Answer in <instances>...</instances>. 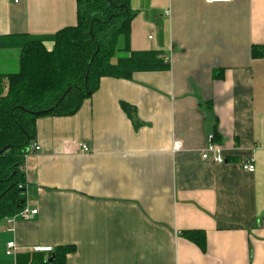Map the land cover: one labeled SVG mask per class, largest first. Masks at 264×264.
Instances as JSON below:
<instances>
[{"label": "crops", "instance_id": "0c3cea01", "mask_svg": "<svg viewBox=\"0 0 264 264\" xmlns=\"http://www.w3.org/2000/svg\"><path fill=\"white\" fill-rule=\"evenodd\" d=\"M131 7V49L162 52L170 70L103 78L74 116L37 120L23 209L38 214L0 221V264L70 245L67 264H264V59L251 55L264 45V0ZM77 13V0H0V45L54 35ZM20 58L0 48V74ZM211 134L225 164L202 158ZM250 159L255 173L240 167ZM192 231L205 232V252Z\"/></svg>", "mask_w": 264, "mask_h": 264}, {"label": "trees", "instance_id": "16d2710c", "mask_svg": "<svg viewBox=\"0 0 264 264\" xmlns=\"http://www.w3.org/2000/svg\"><path fill=\"white\" fill-rule=\"evenodd\" d=\"M132 1L77 0L75 26L49 36L7 38L0 45L21 51L18 72L0 74V221L16 216L25 206L26 158L36 140L39 118L74 116L98 91L103 78L130 80L137 73L170 70L162 52L131 49V24L136 16ZM18 40L21 43H15ZM50 43L52 50L46 47ZM251 55L264 59V45L253 46ZM122 109L134 119L130 105L122 103ZM184 235L206 251L205 232ZM76 251L70 245L50 254H21L17 264H67Z\"/></svg>", "mask_w": 264, "mask_h": 264}, {"label": "built area", "instance_id": "2783aa9c", "mask_svg": "<svg viewBox=\"0 0 264 264\" xmlns=\"http://www.w3.org/2000/svg\"><path fill=\"white\" fill-rule=\"evenodd\" d=\"M209 4H231L234 2V0H206ZM166 15L169 16V12H166ZM166 63H169L170 60H167L165 57H163ZM82 149L85 152H89V148L83 146ZM182 149V144L179 142H175L173 146V151L174 152H179ZM41 151V148L37 144H33L30 147V154L38 153ZM203 160L205 161H213L215 164H225L226 159L224 157V149L222 146L216 141V137L214 134H211L208 137V143H207V148L204 151L202 155ZM241 169L245 172L248 173H255L256 171V165L252 159L250 160H245L241 164ZM21 216L25 220H32L35 215L38 214L37 210H27V209H22L20 212ZM16 248L15 243H9L8 244V250H7V255L11 256L14 254ZM35 253H44V254H50L53 252V248L51 247H39L35 248L33 250Z\"/></svg>", "mask_w": 264, "mask_h": 264}, {"label": "water", "instance_id": "95a60500", "mask_svg": "<svg viewBox=\"0 0 264 264\" xmlns=\"http://www.w3.org/2000/svg\"><path fill=\"white\" fill-rule=\"evenodd\" d=\"M92 62H93V60L91 61V63H90V66L92 65ZM42 114V113H41ZM40 113H38L37 115H41ZM7 149V148H6ZM2 154V152H0V155Z\"/></svg>", "mask_w": 264, "mask_h": 264}]
</instances>
